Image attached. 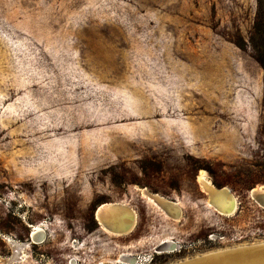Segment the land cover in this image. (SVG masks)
I'll return each mask as SVG.
<instances>
[{
  "label": "rangeland",
  "instance_id": "rangeland-1",
  "mask_svg": "<svg viewBox=\"0 0 264 264\" xmlns=\"http://www.w3.org/2000/svg\"><path fill=\"white\" fill-rule=\"evenodd\" d=\"M259 9L264 25V0H0V264H173L264 241V67L234 43ZM201 171L235 214L208 206ZM107 203L135 212L131 233L101 230Z\"/></svg>",
  "mask_w": 264,
  "mask_h": 264
},
{
  "label": "water",
  "instance_id": "water-1",
  "mask_svg": "<svg viewBox=\"0 0 264 264\" xmlns=\"http://www.w3.org/2000/svg\"><path fill=\"white\" fill-rule=\"evenodd\" d=\"M252 197L257 203L264 207V192H252ZM209 202L221 215H233L237 212L236 198L227 188H216L209 194ZM168 203L174 205L173 202L168 201ZM118 204L119 203H114V206H118ZM231 204L236 206L235 209H230L228 206L225 207V205ZM113 210L116 211L114 208H106L105 212L106 214H111L114 212ZM128 211L135 217V212L129 207ZM166 211L167 210H165V212ZM178 212L180 216V211ZM168 214L172 216L170 213ZM97 215L96 210L95 217L100 227L102 228L105 226L110 232L117 235L129 234L135 227L129 222L121 224L119 222L120 219L105 218L106 216L102 213L99 217ZM133 263L135 264L134 261ZM173 264H264V241L202 254Z\"/></svg>",
  "mask_w": 264,
  "mask_h": 264
},
{
  "label": "bare ground",
  "instance_id": "bare-ground-1",
  "mask_svg": "<svg viewBox=\"0 0 264 264\" xmlns=\"http://www.w3.org/2000/svg\"><path fill=\"white\" fill-rule=\"evenodd\" d=\"M198 181H199L200 186L202 187V189L208 195L216 189L211 184V182L207 179L206 174L203 171H201V173H199ZM257 191L262 192L261 189H257V190L255 189L252 192H257ZM141 192H142L143 196L146 197L155 206L160 207L164 211L167 210L168 212L167 211L166 212L170 213L174 218H179V212H178L179 208H177L175 203H174V205L173 204L171 205L170 203H168V200L165 199L164 197H161L160 195H157V194L155 195V194L148 193V191H146V190H141ZM208 205L213 208V206L210 204L209 200H208ZM113 206H114V204H112V203H107V204L100 205L97 208V214H98L97 216L99 217L100 214L102 213V214H104L106 216L105 218H115V219H118V220L120 219L119 222L121 224L129 222L133 226L136 225V216L134 217L133 214L129 213L130 211H128V207L127 206H125L124 204H118V206H114V207ZM227 206L230 209H235V207H236L234 204L233 205L232 204L231 205H225V207H227ZM106 208H111V209L114 208L116 211L113 210L114 211L113 213L106 214V212H105ZM101 229L104 230L105 232L109 233V234H112V235H115V236H121V235L114 234L113 232H110L107 228H105V226H103ZM40 232H41V228L40 227H34V229H33V239L34 240H37V237L39 236Z\"/></svg>",
  "mask_w": 264,
  "mask_h": 264
},
{
  "label": "trees",
  "instance_id": "trees-1",
  "mask_svg": "<svg viewBox=\"0 0 264 264\" xmlns=\"http://www.w3.org/2000/svg\"><path fill=\"white\" fill-rule=\"evenodd\" d=\"M263 26L264 25L261 22L260 9H259V11L257 12L256 21L254 23L252 32H251L248 40L246 41V40H243L242 38H239L237 41L235 40L234 43L241 50H246L247 48H249L252 51L255 60L258 61L264 67V35L262 34ZM60 129H61V127H51L50 126L49 128L46 129V131H44V133L40 132L37 135H39V139H44V137L47 136L49 132H52V131L56 132V131H59ZM3 135H7V134H5V133L3 134L0 130V136H2L0 138V141L5 140L9 134L7 136H3ZM216 186L219 188L222 187L219 184H216ZM27 187H28L27 184L23 185V188H27ZM102 231L105 232L104 230H102ZM105 233H107V232H105Z\"/></svg>",
  "mask_w": 264,
  "mask_h": 264
}]
</instances>
